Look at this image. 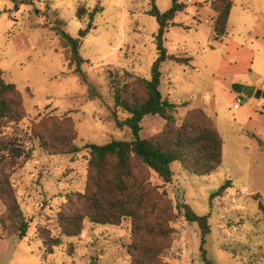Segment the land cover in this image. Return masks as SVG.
Here are the masks:
<instances>
[{
  "label": "rangeland",
  "instance_id": "1",
  "mask_svg": "<svg viewBox=\"0 0 264 264\" xmlns=\"http://www.w3.org/2000/svg\"><path fill=\"white\" fill-rule=\"evenodd\" d=\"M180 1L186 9L175 17L176 26L167 28L163 46L169 55L192 61L188 66L163 63L158 90L176 106L177 124L192 109L203 110L214 122L223 142L222 164L210 176L198 177L175 162L167 184L144 172L169 200L175 215L163 260L205 264L198 226L184 218L182 207L187 205L197 216L208 215L210 233L204 249L210 264H264V211L254 197L238 193L241 188L264 193V0H233L222 40L214 38L213 0ZM171 3L154 0L161 13ZM97 8L102 11L95 14L79 51L82 78L68 65V50L55 29L77 38L89 24V13ZM151 9V0H0V69L5 82L19 91L25 110V118L2 133L29 150V159L9 171L28 231L23 238L0 236V264H131L130 219L119 225L85 220L80 235L66 238L60 235L58 218L67 210V196L86 191L89 151L84 146L132 138L130 130L118 128L112 118L106 75L109 70H125L151 79L158 31ZM87 83L95 87L99 99H88ZM234 85L241 91H234ZM245 88L255 90L252 97L243 94ZM237 99L240 107L233 110ZM115 113L119 121L128 117L121 110ZM66 119L73 125L74 144L80 151L73 155L45 151L33 134L44 129L52 137L60 135L63 126L55 127V121ZM163 125L158 117H146L139 135L153 136ZM227 180L232 187L214 197ZM3 211L0 202V214ZM41 236H60L62 241L45 262Z\"/></svg>",
  "mask_w": 264,
  "mask_h": 264
},
{
  "label": "trees",
  "instance_id": "2",
  "mask_svg": "<svg viewBox=\"0 0 264 264\" xmlns=\"http://www.w3.org/2000/svg\"><path fill=\"white\" fill-rule=\"evenodd\" d=\"M152 1L149 15L158 24L155 36L157 58L151 67V79L134 75L125 70L111 71L106 75L107 86L111 94L114 112L112 118L118 128L130 130V141H111L105 145L87 144L89 151L88 184L83 194L67 196V210L58 218L61 237L74 238L80 235L85 220L97 225H119L123 219L132 223V238L128 246L131 264H168L163 254L170 247L173 233L170 224L175 220L173 208L164 194L151 185L144 172L154 173L163 183L172 178L171 165L179 163L190 174L208 177L222 164L223 142L214 126V122L201 109L190 110L182 123L175 119L176 106L163 99L158 87L161 80V65L172 62L178 65H190L192 58L169 55L163 46V37L168 27L176 26L175 17L186 9L180 0H172L171 7L161 13ZM233 0H213L210 8L216 16L213 21V33L216 40L227 35V25ZM102 9L89 13V24L78 32L77 38L65 31L55 29L62 46L68 50V65L74 66V72L80 74L83 60L80 57L82 40L86 37L93 18ZM83 10H77L81 19ZM60 25V22H57ZM88 99H99L95 87L87 83ZM233 90L240 92L238 85ZM264 97V93L262 94ZM125 112L128 117L119 121L116 111ZM146 117H158L164 121L162 130L146 138L140 137L141 122ZM25 118L21 95L15 85L6 83L0 69V202L4 207L0 214V236L23 238L28 231V222L14 196L9 180V171L19 162L29 159V150L12 136L3 135L7 128L17 126ZM55 127L63 126V133L52 137L44 129L32 130L40 146L52 154L73 155L80 151L74 144L76 134L71 121H55ZM230 188L226 182L214 194L221 196ZM257 200V197H254ZM258 209L263 205L258 202ZM184 218L196 223L200 231L199 251L205 264H210L204 249L205 238L210 233L208 215L197 216L187 205L182 207ZM42 237V262H45L53 249L61 246V237Z\"/></svg>",
  "mask_w": 264,
  "mask_h": 264
},
{
  "label": "crops",
  "instance_id": "3",
  "mask_svg": "<svg viewBox=\"0 0 264 264\" xmlns=\"http://www.w3.org/2000/svg\"><path fill=\"white\" fill-rule=\"evenodd\" d=\"M225 182H230V188L232 187V182L230 180H227ZM240 190H243V191L248 190V192L246 194L249 195L250 197L251 196L252 197H257L256 203L260 202L263 205V203H264V193L262 191H259V189L252 190L251 188H247V189L246 188H241Z\"/></svg>",
  "mask_w": 264,
  "mask_h": 264
},
{
  "label": "built area",
  "instance_id": "4",
  "mask_svg": "<svg viewBox=\"0 0 264 264\" xmlns=\"http://www.w3.org/2000/svg\"><path fill=\"white\" fill-rule=\"evenodd\" d=\"M239 103H240V100L239 99H237L236 101H234L233 104H232V109L233 110L238 109L240 107ZM238 193L240 194L241 197H243L244 195H247L245 193V191H243V190H239Z\"/></svg>",
  "mask_w": 264,
  "mask_h": 264
},
{
  "label": "water",
  "instance_id": "5",
  "mask_svg": "<svg viewBox=\"0 0 264 264\" xmlns=\"http://www.w3.org/2000/svg\"><path fill=\"white\" fill-rule=\"evenodd\" d=\"M253 92H254V89L253 88H245L244 91H243V94L246 97L250 98V97H252ZM258 94L260 95L261 93L258 92Z\"/></svg>",
  "mask_w": 264,
  "mask_h": 264
}]
</instances>
